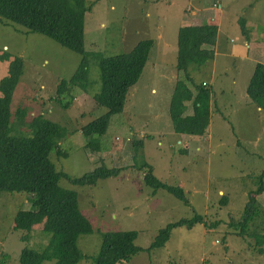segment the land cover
Here are the masks:
<instances>
[{"label":"rangeland","instance_id":"rangeland-1","mask_svg":"<svg viewBox=\"0 0 264 264\" xmlns=\"http://www.w3.org/2000/svg\"><path fill=\"white\" fill-rule=\"evenodd\" d=\"M190 4L206 8L193 20L203 22L213 15L209 22L218 28L214 61L193 70L192 76L197 83L209 82L212 69L216 74L224 70L227 83L225 78L235 72L233 65L239 58L227 57L223 50L244 46L246 36L250 42L260 39L264 43V0H86L89 86L88 90L72 87L73 98L65 92L61 101L57 86L74 72L80 55L43 33L0 17V56L10 54L7 60L0 59V80L15 56L24 63L11 103L13 131L26 132L16 115L18 109L26 111V120L41 114L66 129L59 144L64 152L49 154L58 169L79 176L102 163L122 168L118 175L100 178L92 185L59 179L62 186L77 191L79 207L93 225V232L80 235L77 241L85 255L99 252L100 232L135 230L134 242L143 250L122 264H264V251H259L254 237L239 234L236 227L250 193L257 210L245 233H264V192H255L257 176L264 170V108L243 104L252 99L247 91L230 93L224 88L217 95L224 102V114L211 116L215 133L209 138L176 133L168 114L177 80L184 77L177 67V31L189 23L184 19L185 11L193 10ZM146 37L153 38V46L143 71L128 92L124 111L111 117L107 134L93 137L101 148L92 151L86 147L89 138L83 126L108 110L93 97L101 88L99 58L93 53L107 57L127 52ZM137 139L143 141V156L153 174L165 183L184 187L188 203L164 188L151 192L143 180L144 169L135 164ZM27 196L25 191L0 192V264H18L25 246L41 249L49 241L40 228L28 234V240L23 239L26 232L13 229L16 211L28 206ZM196 212L202 214L201 223L175 227L164 246L146 250L159 229ZM76 264L93 262L84 258Z\"/></svg>","mask_w":264,"mask_h":264},{"label":"trees","instance_id":"trees-1","mask_svg":"<svg viewBox=\"0 0 264 264\" xmlns=\"http://www.w3.org/2000/svg\"><path fill=\"white\" fill-rule=\"evenodd\" d=\"M86 12V0H0L2 19L21 24L27 30L43 33L80 55L74 72L69 78L61 79L57 86L59 101L65 92L73 98L69 93L72 87L88 90V51L84 46ZM216 33L217 25L211 21L200 25H184L179 29L177 67L184 77L177 80L168 108L176 133L202 136L209 123L211 89L206 83H197L192 71L212 60ZM152 46L153 38L146 37L139 39L127 52L107 57L100 52L93 53L98 55L101 71V88L93 97L98 105L108 110L83 126L85 136L89 138L87 148L100 150L101 142H95L93 137L102 138L106 135L111 117L124 111L128 92L138 81ZM9 57L10 54L5 52L0 59L7 60ZM23 67L22 58L15 56L9 62L7 74L0 80V192H27L28 206L16 211L13 229L26 232L23 239L28 240V234L37 227L48 236L49 241L41 249L25 246L19 254L18 264H43L45 261L76 264L84 258L93 264H122L129 261L143 250L134 242L137 236L135 230L100 232L102 243L96 255L88 256L80 251L78 238L93 232V225L79 207L77 191L59 183V179L64 177L74 184L92 185L100 178L118 175L122 168L102 163L79 176H71L58 169L49 154L55 151L60 155L62 150L59 144L65 138L66 129L41 114L26 120V111L18 109L16 115L26 132L21 134L20 131H13L11 103ZM246 91L257 106L264 108V63L256 64ZM133 147L135 164L144 169L143 180L152 188L151 192L164 188L188 203L184 187L165 183L153 174L152 166L143 156V141L137 139ZM63 155L66 156V153ZM257 179L255 192H264V170ZM222 201L225 202V198ZM256 210V201L249 193L236 227H239V234L254 237L259 251H264V233H245ZM201 222L202 214L196 212L191 217H181L177 222L168 223L158 230L146 250L164 246L173 228H191Z\"/></svg>","mask_w":264,"mask_h":264},{"label":"crops","instance_id":"crops-1","mask_svg":"<svg viewBox=\"0 0 264 264\" xmlns=\"http://www.w3.org/2000/svg\"><path fill=\"white\" fill-rule=\"evenodd\" d=\"M219 4H220V1H217V3H215L216 6H219ZM189 7H192L193 10H190L189 12L188 10H186L185 11L186 18L184 19V21L189 22V23H183V25L178 26L177 34L179 33V29L181 26L200 25V24L209 22V19L213 18V15L206 17L205 20H207V22H204L205 20L201 22L202 19L193 20L195 15H198L199 12H201V9H204L205 11L206 8H203L198 4H190ZM189 17L195 22H191L192 20L189 19ZM217 32H218V28H217ZM243 33L245 34L246 31H244ZM158 36H160V33L158 34ZM216 39H217V33H216ZM244 39H245L246 46L238 45L232 51L223 50V52L226 54L227 57L232 55L236 59L237 57L239 58V62L233 65L235 72L231 74L228 73L229 76L228 77L226 76L225 78L228 81L227 83H224L223 81L225 74H227V72H224V70H221L219 71V74H216L213 69L211 72V77L209 79V82L207 81L198 82V83H206V85L209 86L211 89L210 118H209V123L203 134V135H208V138L212 136L211 134L215 133L213 132L214 129H212V125H210L211 120H212L211 116L214 113H218L220 116L224 114V112L222 111V106H221V104L224 102L221 101L220 99L218 100L217 95H221L222 93H224V88H227L228 91H230V93H232L233 91L237 89L242 90V91L240 90V93L246 92V86L250 79L249 77L251 76L253 72L255 64L257 62L264 63V43L260 42V39H252V42H250V39H248V36L244 37ZM212 48L214 51V56L211 61H214L215 56L217 55V49H218V45L216 44V42L214 43ZM251 49L253 51H251ZM221 74H223V76ZM241 78H243L244 80L242 81V84L240 85L239 83L241 82L240 81ZM251 100L249 101L246 100V102L243 101V104H246L248 102V105H251L250 108L253 109V104H256V103L254 102L251 103L250 102ZM190 105L191 103H189L188 112L192 110ZM255 108L259 109L260 107L256 106ZM180 135H184V137H187L186 134H180Z\"/></svg>","mask_w":264,"mask_h":264}]
</instances>
